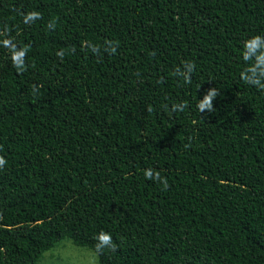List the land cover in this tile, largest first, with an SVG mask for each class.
Masks as SVG:
<instances>
[{"label": "trees", "instance_id": "trees-1", "mask_svg": "<svg viewBox=\"0 0 264 264\" xmlns=\"http://www.w3.org/2000/svg\"><path fill=\"white\" fill-rule=\"evenodd\" d=\"M261 57L264 0H0V264H264Z\"/></svg>", "mask_w": 264, "mask_h": 264}, {"label": "rangeland", "instance_id": "rangeland-1", "mask_svg": "<svg viewBox=\"0 0 264 264\" xmlns=\"http://www.w3.org/2000/svg\"><path fill=\"white\" fill-rule=\"evenodd\" d=\"M98 264V255L88 249L76 246L69 240L58 244L45 253L39 264Z\"/></svg>", "mask_w": 264, "mask_h": 264}, {"label": "clouds", "instance_id": "clouds-1", "mask_svg": "<svg viewBox=\"0 0 264 264\" xmlns=\"http://www.w3.org/2000/svg\"><path fill=\"white\" fill-rule=\"evenodd\" d=\"M37 15H38V13L31 12L25 17V20L26 21L31 20V19L35 18ZM252 41L256 44H259L260 37H256ZM114 50L115 49L113 48V51ZM261 61L264 62V57H261ZM194 68H195L194 62H192V61H186L185 62L184 67L182 69V73L184 74L186 79L190 76V74L194 70ZM252 82L259 84L258 80H253ZM213 93H214V89H211V90H209L207 95L204 96V98H203L204 103H202L200 105L201 110H204L205 108L211 107V105L208 103V101L212 97ZM173 107L179 108V107H182V105H174ZM145 176L148 178H153L154 173L152 172L151 169H146L145 170ZM95 239H96L95 247H96L97 252H101L105 248L110 247L112 245V242H113V238H112L111 233H109L107 231H101V232L97 233Z\"/></svg>", "mask_w": 264, "mask_h": 264}]
</instances>
